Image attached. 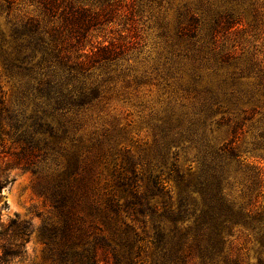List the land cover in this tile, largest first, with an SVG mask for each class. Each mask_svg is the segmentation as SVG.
I'll list each match as a JSON object with an SVG mask.
<instances>
[{"label":"trees","instance_id":"1","mask_svg":"<svg viewBox=\"0 0 264 264\" xmlns=\"http://www.w3.org/2000/svg\"><path fill=\"white\" fill-rule=\"evenodd\" d=\"M23 4L37 6L42 17H10ZM112 11L75 0H0L9 26L0 24V67L13 88L12 98L0 95V264L21 258L33 231L24 220L1 221L2 192L13 167L35 176L38 194L50 206L38 237L51 264H147L148 258L149 264H250L235 256L234 240L245 234L244 242L253 238L264 253V203L257 194L242 201L232 196L230 177L241 170L242 155L235 139L214 149L206 135L211 123L229 122L213 116L227 111L232 90L207 88L185 118L161 121L155 153L145 164L117 149L106 129L83 134L84 117L113 80L112 63L129 50L92 40ZM197 24V17L190 18L191 35ZM178 144L195 155L182 170L172 152V188L171 173L164 177L162 166ZM90 155L111 165L113 189L102 196L89 182ZM253 185L248 175L244 187ZM141 252L147 258H139Z\"/></svg>","mask_w":264,"mask_h":264},{"label":"rangeland","instance_id":"2","mask_svg":"<svg viewBox=\"0 0 264 264\" xmlns=\"http://www.w3.org/2000/svg\"><path fill=\"white\" fill-rule=\"evenodd\" d=\"M75 1L95 10L111 7V21L95 31L92 40L115 41L129 48L122 59L112 63L113 80L106 85L101 102L84 117L83 134L106 129L117 149L129 150L145 164L155 153L161 121L185 118L207 88L218 93L220 88L232 90L234 97L224 103L227 111L213 116L215 120L223 116L229 122L211 123L207 140L216 149L235 139L233 146L242 161L241 170L230 177L231 194L241 201L257 194L258 202L264 203V0ZM24 15L42 17L40 9L30 4L10 13L14 18ZM192 17L198 18L193 35ZM0 24L8 30L3 12ZM1 71L0 67V95L6 92L4 97L12 98L13 88ZM96 74L103 75L99 71ZM233 77L237 78L235 82ZM235 123L239 124L236 134ZM175 151V164L182 170L195 155V150L186 145L170 147L167 165L162 169L164 177L171 173L168 187L172 188L174 173L169 168ZM88 163L92 168L89 182L96 196L111 191V165L93 155ZM192 166H196L195 162ZM248 175L254 181L249 189L244 187ZM8 176L10 181L1 198L6 202L1 221L17 218L29 222L33 230L23 256L13 264H51L38 237L43 220L52 215L50 206L38 194L30 171L13 167ZM244 237L240 234L234 240L235 256L257 264L259 258L264 259V253L260 255L253 238L246 243ZM139 258H147L145 252Z\"/></svg>","mask_w":264,"mask_h":264}]
</instances>
